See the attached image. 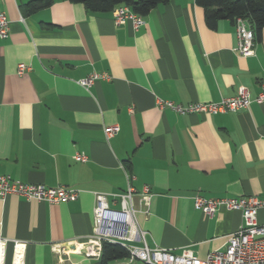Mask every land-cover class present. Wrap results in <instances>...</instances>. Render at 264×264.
I'll list each match as a JSON object with an SVG mask.
<instances>
[{"label": "crops", "instance_id": "crops-1", "mask_svg": "<svg viewBox=\"0 0 264 264\" xmlns=\"http://www.w3.org/2000/svg\"><path fill=\"white\" fill-rule=\"evenodd\" d=\"M29 1L0 0L9 28L0 37V174L79 194L58 203L17 194L0 201V236L8 238L2 264H13V240L24 243L23 264H97L101 251L87 255L82 247L95 193L118 208L113 194L126 189V171L137 192L146 185L152 194L150 213L135 214L149 247L189 249L201 258L224 249L240 212L207 215L193 196L264 201V102L181 114L157 101H217L240 86L254 98L264 79V26L243 56L234 23L209 27L194 0L152 8L137 29L79 2L52 0L27 12ZM19 63L28 66L22 74ZM94 72L108 77L79 83ZM110 125L119 128L106 137ZM256 214L264 223V204Z\"/></svg>", "mask_w": 264, "mask_h": 264}, {"label": "built area", "instance_id": "built-area-1", "mask_svg": "<svg viewBox=\"0 0 264 264\" xmlns=\"http://www.w3.org/2000/svg\"><path fill=\"white\" fill-rule=\"evenodd\" d=\"M113 19L116 23L130 21L131 27L137 29L143 23L140 14L133 12L128 6L118 5L112 10ZM3 11H0V37L8 35V20ZM241 17L233 22L237 35L236 50L240 54L250 55L253 52L254 35L249 24ZM28 66L24 63L17 65V73L22 74ZM108 77L106 73L94 72L79 80L84 86H89L94 79ZM260 91L251 99L248 89L240 86L237 94L221 97L217 101L192 102L186 105L174 103L168 100L158 99L160 107H169L178 113L205 112L216 113L224 111H238L246 108L252 100L258 103L264 102V79L260 82ZM118 125H110L104 128L106 137L112 136L118 131ZM75 159L84 160V154L76 153ZM127 187L121 193H114L118 197V208L110 207L105 193H95L93 208V223L90 235L83 242L87 255L97 256L100 254L101 245L104 241L120 243L128 250V259L139 260L150 264H264V223L257 220V210L264 204L256 195H244L238 197H204L199 194L193 196L194 207L207 215H212L219 208L234 209L241 215V223L237 229L227 235L224 249H215L205 257L194 255L189 249L173 252L162 247H149L144 240L145 232L135 219L137 212L150 213L151 191L148 186H143L137 192L131 180L134 176L125 172ZM17 194L28 199L47 201L50 203L64 202L75 199L79 190L74 187L59 185L56 187L46 186L41 183H30L13 178L11 175L0 174V201L7 195ZM139 196V205L135 206L134 197ZM8 238L0 236V264L4 259V248ZM142 241V244H136ZM24 243L13 240L14 254L13 264H23L22 248Z\"/></svg>", "mask_w": 264, "mask_h": 264}, {"label": "trees", "instance_id": "trees-1", "mask_svg": "<svg viewBox=\"0 0 264 264\" xmlns=\"http://www.w3.org/2000/svg\"><path fill=\"white\" fill-rule=\"evenodd\" d=\"M52 0H31L25 4L27 12L37 11ZM79 2L87 10L94 12L112 11L118 5L128 6L136 14L146 15L152 8L166 4L169 0H68ZM204 10L205 24L214 27L220 20L234 22L241 17L255 33H259L264 26V0H194ZM97 264H111V262L128 257V250L120 243L104 241ZM143 263V262H142ZM150 264V263H143Z\"/></svg>", "mask_w": 264, "mask_h": 264}, {"label": "rangeland", "instance_id": "rangeland-1", "mask_svg": "<svg viewBox=\"0 0 264 264\" xmlns=\"http://www.w3.org/2000/svg\"><path fill=\"white\" fill-rule=\"evenodd\" d=\"M135 264H142L141 262H138L137 260L135 261Z\"/></svg>", "mask_w": 264, "mask_h": 264}]
</instances>
